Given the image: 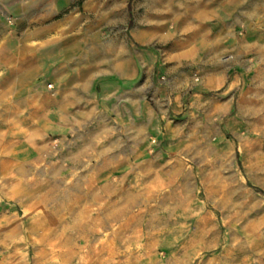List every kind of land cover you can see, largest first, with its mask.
I'll list each match as a JSON object with an SVG mask.
<instances>
[{
	"label": "crops",
	"instance_id": "obj_1",
	"mask_svg": "<svg viewBox=\"0 0 264 264\" xmlns=\"http://www.w3.org/2000/svg\"><path fill=\"white\" fill-rule=\"evenodd\" d=\"M79 14L0 22V264H130L107 262L108 204L181 201L202 174L187 140L212 124L217 138L264 42L233 0H85ZM94 208L97 226L74 225Z\"/></svg>",
	"mask_w": 264,
	"mask_h": 264
},
{
	"label": "rangeland",
	"instance_id": "obj_2",
	"mask_svg": "<svg viewBox=\"0 0 264 264\" xmlns=\"http://www.w3.org/2000/svg\"><path fill=\"white\" fill-rule=\"evenodd\" d=\"M233 1L236 9L257 13L256 22H264V0ZM84 2L0 0V22H6L10 31L16 30L14 22H65L80 16ZM97 13L91 12L87 21H95ZM248 50L251 70L235 93L231 114L218 121L217 138L212 124L211 137L201 134L187 140V147L201 148V154L186 155L187 165L201 169L202 174L186 179L181 201L108 204L115 209L105 220L107 262L117 257L130 264H145L146 259L149 264H167L180 257L193 264L195 258L264 264V42L251 43ZM190 181L195 187L188 186ZM97 214L96 208L91 209L87 220L75 219L74 225L88 221L97 226ZM178 227L186 231L172 232ZM198 227H202L201 236ZM114 229L117 234L111 233ZM199 237L200 252L193 250Z\"/></svg>",
	"mask_w": 264,
	"mask_h": 264
}]
</instances>
